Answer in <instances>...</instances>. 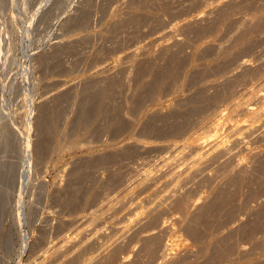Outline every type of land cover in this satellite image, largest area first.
<instances>
[{
	"label": "rangeland",
	"instance_id": "obj_1",
	"mask_svg": "<svg viewBox=\"0 0 264 264\" xmlns=\"http://www.w3.org/2000/svg\"><path fill=\"white\" fill-rule=\"evenodd\" d=\"M263 89L264 0H0V264H264Z\"/></svg>",
	"mask_w": 264,
	"mask_h": 264
},
{
	"label": "bare ground",
	"instance_id": "obj_2",
	"mask_svg": "<svg viewBox=\"0 0 264 264\" xmlns=\"http://www.w3.org/2000/svg\"><path fill=\"white\" fill-rule=\"evenodd\" d=\"M244 61V60H243ZM264 90V89H263ZM263 93V92H262ZM261 96V95H260ZM259 96V97H260ZM57 99V98H56ZM254 109V108H253ZM244 110L246 111V112H253V110L250 108V107H245L244 106ZM43 117V116H42ZM245 124V123H244ZM251 124V123H250ZM249 124V125H250ZM237 125H239V124H237ZM235 126V125H234ZM237 128H239V127H237ZM245 127H243V129H244ZM242 129V128H241ZM250 129V128H249ZM240 131H242V130H240ZM218 142V141H217ZM45 151V150H44ZM201 151V150H200ZM27 158V157H26ZM199 158V156L197 157V158H195V160L197 161V159ZM202 158V157H201ZM27 161H28V159H27Z\"/></svg>",
	"mask_w": 264,
	"mask_h": 264
}]
</instances>
